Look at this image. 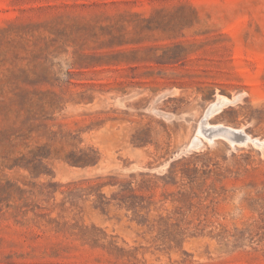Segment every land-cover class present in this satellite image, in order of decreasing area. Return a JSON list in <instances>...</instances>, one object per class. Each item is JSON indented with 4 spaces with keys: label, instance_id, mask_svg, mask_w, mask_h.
<instances>
[{
    "label": "rangeland",
    "instance_id": "374dc122",
    "mask_svg": "<svg viewBox=\"0 0 264 264\" xmlns=\"http://www.w3.org/2000/svg\"><path fill=\"white\" fill-rule=\"evenodd\" d=\"M0 264H264V0H0Z\"/></svg>",
    "mask_w": 264,
    "mask_h": 264
},
{
    "label": "bare ground",
    "instance_id": "6f19581e",
    "mask_svg": "<svg viewBox=\"0 0 264 264\" xmlns=\"http://www.w3.org/2000/svg\"><path fill=\"white\" fill-rule=\"evenodd\" d=\"M235 97V96H234ZM233 97V98H234ZM237 98H238V96H237ZM239 100V99H238ZM232 100H230V99H228V98H225V97H223V98H221V99H219L218 101H216L211 107H210V109H209V112L208 113H213V112H215V111H218V110H220L225 104H223L224 102H231ZM222 110V109H221ZM220 110V111H221ZM216 113V112H215ZM218 113V112H217ZM207 115V114H206ZM211 116V115H210ZM209 118V117H208ZM211 125H213V124H211ZM211 127V126H210ZM215 127H217L218 129L217 130H215V132H214V135H216V136H219V135H222L223 137H226L227 139L229 138V135H230V133H232V131L234 132L235 131V129L233 128V127H230V126H225V125H223V124H216L215 125ZM208 129V128H207ZM238 129V128H237ZM240 129V128H239ZM203 130H205V129H203ZM244 132V131H243ZM200 133H202V132H200ZM200 133H198V135H200ZM242 134V133H241ZM203 135V134H202ZM209 135V134H208ZM244 136V135H243ZM246 137H248L247 135H245ZM215 137V136H214ZM195 138H198L199 139V137H195ZM213 138V137H212ZM249 138V137H248ZM197 139V140H198ZM211 139V138H210ZM250 139H252V138H250ZM201 140V139H200ZM199 141V140H198ZM241 145V144H240ZM189 147V146H188ZM186 149V148H185ZM187 150V149H186ZM188 152V151H187ZM189 153V152H188ZM182 154H184V151L182 152Z\"/></svg>",
    "mask_w": 264,
    "mask_h": 264
},
{
    "label": "water",
    "instance_id": "95a60500",
    "mask_svg": "<svg viewBox=\"0 0 264 264\" xmlns=\"http://www.w3.org/2000/svg\"><path fill=\"white\" fill-rule=\"evenodd\" d=\"M223 104H226V102H224ZM236 135H238V132L236 130L234 132L232 131V133H230V135H229V138H232V137H234ZM219 136H222V135H219Z\"/></svg>",
    "mask_w": 264,
    "mask_h": 264
}]
</instances>
